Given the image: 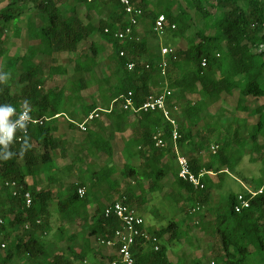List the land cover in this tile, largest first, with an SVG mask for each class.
Wrapping results in <instances>:
<instances>
[{
    "label": "trees",
    "instance_id": "1",
    "mask_svg": "<svg viewBox=\"0 0 264 264\" xmlns=\"http://www.w3.org/2000/svg\"><path fill=\"white\" fill-rule=\"evenodd\" d=\"M130 2L141 9V19H149L145 28L150 31L158 16L165 17V33L176 45L169 57L162 58L157 44L149 45L147 32L141 39L136 28L126 39L115 37L127 24L118 0H0V105H12L16 111L28 108L30 114L44 119L42 125L29 128L21 143L7 149L0 147V199L4 205L0 218L7 217L10 227L21 228L20 235L8 241L5 248L0 247V264H12L25 255L36 264L83 262L93 251L90 238L96 244L106 242L119 227L117 219L104 216L105 208L117 201H112V196L137 211L150 205L155 194L166 201L169 221L160 228L144 227L157 239L158 249L138 241L136 261L210 264L205 256H192L198 244L189 225L178 223L177 216L196 205L200 210L204 205L210 207L212 193L228 176L247 185L251 193L245 189L228 193L216 206L213 222L201 226L218 242L213 257H220L216 264H264V0ZM78 6L83 7L86 22L78 15ZM24 13L27 17L23 23ZM33 13L41 20L38 26L30 17ZM91 14L97 17L96 26L91 24ZM172 24L174 29L169 28ZM23 26L34 45L21 58H10L9 40L19 39ZM193 27L194 34L188 35ZM95 33L98 41L90 40ZM87 43L89 46L83 50L81 47ZM61 53L73 56L74 71L81 77L67 80L58 90L40 91V73L32 59L37 54L50 57ZM100 60L106 62V74L102 73ZM163 60L167 62L166 80L160 74ZM128 62L135 64L132 70L126 68ZM19 65H24L16 82L20 89L12 94L13 78L8 72ZM66 75V68L59 65L48 69L49 78ZM93 86L99 101L87 103L81 92ZM165 88L172 92V108L180 112L179 120L171 109L180 136L175 145L191 151L188 162L194 175L207 173L201 178V190H194L179 177L172 148L173 127L161 112L140 113L114 106L104 113L107 123L98 125V119L91 122L96 129L81 131L77 126L89 113L109 110L118 98L123 102L128 93L138 107L146 97ZM234 93L237 99L233 114L226 115L222 109L210 111L224 96ZM192 96L197 99L192 101ZM64 123L80 133L77 155L66 168L67 172L77 170L78 181L71 187H63L61 177L53 175L57 169L52 155L58 150L61 157L66 156L67 141L60 135ZM159 133L165 146H155L153 137ZM211 146L217 147L215 153L210 151ZM5 150L13 155L3 158ZM116 152L127 155L120 165L113 161ZM97 155L105 157V163L89 162L81 167L86 159ZM244 160L258 166L255 175H245L240 167ZM208 173L215 174L217 181ZM42 174L46 182L59 185L58 191L48 186L38 189L25 182L26 177ZM11 181L22 187L16 196L5 187ZM81 187L85 189L82 197L77 194ZM26 191L32 197L30 208L24 206L21 196ZM239 195L249 201V206L236 212ZM148 210L153 215L160 212L151 205ZM76 220L82 221L87 235L78 246L73 245L78 234L69 231V224ZM2 233L5 235L0 245L9 236L5 226L0 225ZM49 234L55 244L70 243L67 256L71 259L61 254L50 260L43 240ZM171 244L181 247L175 252V263L167 256V245Z\"/></svg>",
    "mask_w": 264,
    "mask_h": 264
},
{
    "label": "rangeland",
    "instance_id": "2",
    "mask_svg": "<svg viewBox=\"0 0 264 264\" xmlns=\"http://www.w3.org/2000/svg\"><path fill=\"white\" fill-rule=\"evenodd\" d=\"M4 6V4H2ZM65 7H68L66 5ZM78 15L80 18L86 22L84 19L85 13L83 11L82 6H78ZM27 14L22 15V22L24 23V20L26 19ZM31 19L33 20L35 26H38L40 24V18L37 16V14L33 13L30 15ZM92 21L91 24L93 26H96L97 24V17L94 14H91ZM149 22V19H141L139 22V25L136 27V34L139 39L144 37L145 33H148V37H150L149 40V45L154 46L157 44L158 48L161 47H166L169 46L171 48H176V45L172 43L169 39L170 36H167L166 33L162 35H155L152 32V29H146L145 24ZM22 25V24H20ZM195 28L193 27L189 32L188 35H193L195 32ZM90 40L93 41H98V36L97 34H93L90 37ZM89 40V41H90ZM12 44L10 45L9 48V57L10 58H15V57H22L23 55L27 54L28 49L33 47L31 45H34L33 42L29 41L27 38L26 34V29L23 26L21 36L19 39H12L10 38L9 40ZM89 46L87 43L86 45L82 46L81 48L83 50H86V48ZM108 53V52H107ZM34 65V68L38 70L40 75L38 77L40 78V91L45 92L49 89H54L58 90L61 87H63L66 83L67 80L71 81H76L81 77V74H78L74 71V62H73V56L71 54H66V53H61V54H53L50 57L37 54L31 61ZM100 68L102 70L103 74H106V62L100 60ZM0 65H1V58H0ZM51 65H59L61 67L66 68L67 75L66 76H59L56 77L55 79L49 78L48 77V69ZM24 70V65H19L17 69H15L13 72H8V75H11L13 80L11 82V93L12 94H18V91L20 89V86H16V82L18 81L19 76L22 74ZM167 74V73H166ZM166 80V77H164ZM81 96L86 98L87 103H89L91 100L94 101H99L97 91L95 89V86L90 87L88 89H85L81 92ZM237 95L234 93L231 96H224L219 102H217L214 106L211 107L210 111L214 112L217 109H222L226 115H230L234 113L235 105H236V98ZM172 98L173 95L170 96L169 98V103L172 108ZM189 99L194 101L197 99V96H192ZM22 105H25L24 101L21 102ZM118 109V107H116ZM173 112H175L177 118L180 120V112L177 109L172 108ZM99 123H107L106 117L104 116V113H99V118H98ZM92 128H96V126H91ZM80 130V129H79ZM61 138H64L67 143L65 145L66 147V156L63 158L61 157L60 152L57 150L54 154L52 155L53 158V163L56 166V171H54V174L56 177H61L63 187H71L73 184L77 183V170L74 168L70 172H67V166H69L76 157L77 153L75 152L77 150V145L80 143V133L79 131H76L75 129H70L67 128V123H64L63 125V130L60 132ZM173 148V147H172ZM176 155L183 156L186 159L189 158L191 151L190 150H180L178 147L173 148ZM119 149H117L118 151ZM211 151V148H210ZM176 157V156H175ZM127 158V155H122L119 152L115 153V157L113 161L116 164H122L124 162V159ZM106 161L105 157H99L98 155L95 157H89L88 159L85 160L84 163L81 164V167H85L87 163L89 162H94L96 164H103ZM240 167L244 171L245 175L250 176V175H255L257 173L258 166L257 165H248L247 162L244 160V162L241 163ZM213 178V181H217V177L211 176ZM45 175L42 174L38 177H26L25 182L28 185H34L38 189L46 188L47 186L51 188L54 191H58V184H50L45 181ZM168 189V188H166ZM242 189L249 190V187L245 185L244 183L240 182L236 178L232 176L225 177L220 189H215L214 192L212 193V204L209 206L204 205L201 206V210L195 214L192 215L189 213L187 208L185 211H183L181 214L177 216V221L178 223L180 221H183L182 225H189L190 227V233L195 240V243L198 244L197 250H195L194 254L192 256L194 257H202L205 256L204 258H207L208 261L213 262L216 264V262L219 260L220 257H213L215 253L218 252V242L214 236H212L210 231H204L201 226L210 224L213 222V217H214V210L216 206L218 205L219 201L223 199L225 196H227L228 193L233 192V193H240ZM1 193V192H0ZM159 195V194H158ZM155 194L154 200L151 202V207H156L158 210H160L159 214H152L150 210H148V206L150 205H143L141 209H138L136 206H134L137 210V213L141 215V217L145 221V226L146 227H151V228H160L165 225H167L169 218H167V209H166V201L163 199H160L159 196ZM1 197V194H0ZM138 197V196H137ZM2 199V198H1ZM0 199V209H4V205L1 202L2 200ZM111 200H120L117 199V197L112 196ZM150 209V208H149ZM187 210V211H186ZM188 212V213H187ZM187 213V214H186ZM190 214V215H189ZM166 216V217H165ZM183 219V220H182ZM4 223L3 226L7 229L9 236H7V241L4 243L7 245V242L13 239L14 237L18 236L21 234V228L15 227L12 228L9 226L8 222L10 221L9 218L3 217ZM194 221H198V224H195ZM70 230L73 231L76 234H78L79 238L76 240L73 245L78 246L80 242L82 241L84 237L87 235L85 234V230L83 229L82 226V221L81 220H76L71 222L70 224ZM195 225L196 227H194ZM5 234L2 233L0 235V238H2ZM43 240L46 242V250L50 256V260L54 255H63L65 258H70L67 256V246L70 243H60V244H55L52 239H51V234L44 236ZM90 244L93 248V253L86 258L85 261L83 262H78V261H71L72 264H107L110 257H112V250L106 248L104 245L100 243L96 244L93 238L89 239ZM166 243L165 241H163ZM177 245H167L168 252H169V259L172 261H175L176 255L175 252L177 251ZM185 251L189 253V249L186 247H183ZM109 250V251H108ZM71 259V258H70ZM203 263L206 262V260H202ZM12 264H36V262L31 259L29 256H21L13 260Z\"/></svg>",
    "mask_w": 264,
    "mask_h": 264
},
{
    "label": "built area",
    "instance_id": "3",
    "mask_svg": "<svg viewBox=\"0 0 264 264\" xmlns=\"http://www.w3.org/2000/svg\"><path fill=\"white\" fill-rule=\"evenodd\" d=\"M5 1H10V0H5ZM118 1L120 5L123 7L124 21L127 23L125 27L119 29L115 34V37L117 39L122 40V39H126L127 37H130L133 29H135L139 25V21L142 18V11L139 8H135L131 4L130 0H118ZM165 26H166L165 17L163 15H160L156 18L154 22V25L152 27V32L155 35H162L165 33ZM169 28L174 29L175 26L172 24L169 26ZM173 52L174 50L169 46L160 48V55L162 56L163 59L165 57H169L170 54H172ZM119 55L121 57L124 56V52L121 51ZM134 66L135 64L133 62H128L126 64V68L128 70H132ZM202 66H204V62L202 63ZM166 68H167V62L166 60H163L160 66V74L162 77H165L166 75ZM171 95L172 92L165 88L159 94H152L146 97L145 100L138 107H135L133 104V100L131 98L132 96L130 93H128V95L125 98H123V102L120 103L118 98L111 103L109 110L106 111V110L98 109L89 113V115L77 126L81 131H86L87 125L91 123L93 120L99 118V113H105V112L108 113L114 108V106L115 107L117 106L123 110H131L133 112H140V113L159 111L162 113L163 117L170 122V124L173 127L171 139L173 146L176 147L175 143L180 136L176 129L177 123L175 119L172 117V110H171L172 108L169 103V98ZM25 112L30 117V119L26 121H21V123H25L26 126L23 129L18 128L16 130L13 141L9 145L13 143H21L24 137L28 134L29 128L33 126L42 125L44 122V119L38 118L34 114H30L28 108H22L20 109V111H16L15 114L10 119L19 120L20 115ZM153 140L155 141L156 147L165 146L164 141L161 139L160 133L155 135L153 137ZM0 147H4V146L0 145ZM216 149H217L216 146H211L212 153H215ZM176 161L179 167V177L183 181L191 185L194 190L203 189L204 185L201 182V178L207 173L201 171L198 175H194L190 170L188 159H186L183 156L178 157L176 155ZM5 187H7L9 191L12 192L13 196L19 194V191L22 188L20 185L17 184L16 181L6 182ZM246 192L251 193L248 189L246 190ZM84 193H85V189L83 187L77 190V194L80 197H82ZM21 196L24 201V206L26 208H30L32 205L31 194L26 191ZM248 206H249V201L243 198L242 195H239L237 197V204L235 205L234 210L236 212H239L241 209L247 208ZM199 211H200V207L196 205L194 208L190 210V213L192 215H195ZM104 216L106 218L114 217L119 222V227L114 231L112 239L106 242H101V244L104 245L106 248L112 250L113 260L108 261L107 264H139L136 261L137 252L134 249L137 246L138 241L140 240L146 241L149 244L153 245V249L157 251L158 241L155 237H152L144 230L145 227L144 219L137 213V211L127 206L123 202V200H117L108 207H106L104 210ZM3 223L4 221L0 218V225H3ZM194 223L198 224V221H194ZM24 227L26 228L27 226ZM0 247L5 248V244L2 243ZM210 264H214V263L210 262Z\"/></svg>",
    "mask_w": 264,
    "mask_h": 264
},
{
    "label": "clouds",
    "instance_id": "4",
    "mask_svg": "<svg viewBox=\"0 0 264 264\" xmlns=\"http://www.w3.org/2000/svg\"><path fill=\"white\" fill-rule=\"evenodd\" d=\"M16 109L12 105H0V145H3L5 149L13 141L14 135L18 128H25V123L21 121H26L30 119L27 113L20 115L19 120H11L10 118L15 114ZM3 158H10L13 153L10 151H4L2 153Z\"/></svg>",
    "mask_w": 264,
    "mask_h": 264
},
{
    "label": "crops",
    "instance_id": "5",
    "mask_svg": "<svg viewBox=\"0 0 264 264\" xmlns=\"http://www.w3.org/2000/svg\"><path fill=\"white\" fill-rule=\"evenodd\" d=\"M162 91H163V90H162ZM99 124H102V123H99V122H98V125H99ZM91 126H95V125H93V123H89V124L87 125V128H89V129H93V130L96 129V128H92ZM96 127H97V126H96ZM172 147L174 148L173 143H172ZM176 147H177V146H176ZM173 151H174V149H173ZM119 153L122 154V155H125L124 153H121V152H119ZM174 154H175V156H176L177 153H175V151H174ZM175 158H176V157H175ZM125 159H126V158H125ZM208 175L214 176L215 174H213V173H209ZM90 208H93V206H90ZM167 214H168V213H167ZM165 217H166V216H165ZM167 218H169V216H167ZM182 220H183V219H182ZM144 222H145V221H144ZM180 222H183V221H180ZM145 227H146V226H145ZM176 245H177V244H176ZM171 246H173V244H171ZM177 246H178V245H177ZM177 248H178L177 251H178L179 249H181V247H179V246H178ZM108 249H109V248H108ZM108 251H109V250H108ZM177 251H176V252H177ZM92 253H93V252H92ZM92 253H91V254H92ZM167 256H168V258H169V252H167ZM87 258H88V256H87ZM176 259H177V258H175V261H172V260H170V259H169V260H170L172 263H175V262H176Z\"/></svg>",
    "mask_w": 264,
    "mask_h": 264
}]
</instances>
